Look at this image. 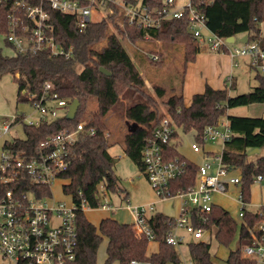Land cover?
I'll return each instance as SVG.
<instances>
[{"label":"trees","instance_id":"16d2710c","mask_svg":"<svg viewBox=\"0 0 264 264\" xmlns=\"http://www.w3.org/2000/svg\"><path fill=\"white\" fill-rule=\"evenodd\" d=\"M143 1L151 6L162 4V0ZM195 2L199 10L206 15L209 28L220 36L244 34L248 35L250 40H260L264 47V39L260 34V23L264 21V0ZM113 8V13L89 23L82 31L76 26L74 15L51 11L57 40L66 47L73 46V55L69 58L53 56L49 50L15 53L11 56L0 54V77L4 73L17 76L19 101H30L27 95L23 94L24 89L41 93L46 82H51L61 97L80 100L75 116L60 117L39 126H27V138L19 140L18 144L33 150L49 135L63 129H75L86 110L88 100L95 96L99 107L90 123L94 125L96 132L81 136L72 145L70 166L61 175L68 179V183L64 185L65 192L71 194L73 203L78 207L76 256L66 264H113L115 261L131 264L132 260L148 264H182L176 245L167 242L168 233L175 224L174 216L157 211L149 217L148 222L155 231V240L159 241V250L151 254L147 252L150 240L138 235L133 223L121 222L109 216L96 225L86 216L82 203L89 208L100 206V184H104L108 192L121 190L120 178L115 171L117 159L110 153L112 144L108 138L109 124L106 116L120 101L121 94L127 93L129 89L145 96L126 108L125 116L135 122V126L127 131L123 144L125 153L141 170H144L142 149L145 139L151 135L154 126L162 117L170 114L184 132L188 133L194 129L199 134L205 126L216 124L222 116H226L232 136L223 149V160L229 167L241 168L243 197L246 202H250L254 178L259 174L264 176V154L250 153L252 149L264 148V117L229 114L228 109L264 102V76L258 74L257 86L236 95L230 94L228 87L215 88L207 83L203 92L193 95L189 105L185 104L183 94L168 95L164 86L155 85L156 97L167 96L164 102L165 113L160 109L156 97L146 91L145 78L122 39L112 32L110 26L113 25L122 37L127 36L134 41L161 40L163 44L181 42L184 44L185 61L188 63L194 61L200 52L199 43L188 29V18L164 20L162 28L158 30L143 29L128 23L121 26L119 21L124 19V15L118 7ZM8 10V2L0 4V34L9 31ZM146 33L150 35L149 40L144 39ZM156 52L161 51L151 50L144 56L152 62H159L162 54H159L158 61H154L150 54ZM140 54L142 53H137V56ZM77 65L82 68L79 70ZM101 67L107 72H103ZM196 138L199 139L198 135ZM167 155L180 156L187 161L186 173L171 182L173 193L189 189L197 180L198 163L179 152L173 145L167 147ZM252 155L256 157L252 158ZM38 191L44 196L52 194L48 186L38 188ZM127 197L128 194H125L124 198ZM261 208L264 211V205ZM244 210L246 214L240 226V245L230 251L226 264L246 263V259L242 257L241 245L249 242L248 226L264 218V215L247 210L245 206ZM194 223L205 229L216 227V238L225 245L230 244L238 230V223L230 212L217 204L208 214L206 222L195 218ZM103 242L106 256L99 262L98 254ZM189 248L191 259L196 264H218L212 260L209 242H191Z\"/></svg>","mask_w":264,"mask_h":264},{"label":"built area","instance_id":"2783aa9c","mask_svg":"<svg viewBox=\"0 0 264 264\" xmlns=\"http://www.w3.org/2000/svg\"><path fill=\"white\" fill-rule=\"evenodd\" d=\"M3 2H8L9 6V31L3 35L14 54L49 50L53 56L69 58L73 55V46L66 47L57 40L51 11L74 15L76 26L82 31L89 23L113 13V6H116L124 15V19L119 21L121 26L128 23L143 29L158 30L162 28L164 20L187 17L188 29L199 44L211 50L226 51L234 60L240 56L248 57L252 66L264 69L261 41L248 39L247 42L241 41L242 46L233 47L234 41H228L229 37L220 36L209 28L207 17L199 10L195 0H188L183 5H179L178 0H162L161 6H151L143 0H0V4ZM101 13L102 18L98 19ZM144 39H150L149 33L144 35ZM151 57L154 61L160 60L157 53L151 54ZM234 66H239L238 61H234ZM228 80H232V76ZM23 93L30 99L38 115L24 124L25 137L16 136L4 140L0 145V256L9 259L12 264H66L76 256L78 207L63 200L51 201L52 194L41 195L38 188L48 186L52 191L54 180L70 166L72 145L81 136L95 134L96 129L90 122L81 120L75 129H63L49 135L33 150L21 147L18 142L27 138V126H39L67 116L73 102L61 97L51 82L44 84L41 93L27 89ZM21 121L20 116L4 119L3 132L6 133ZM187 134L192 138L191 151L201 154L202 160L198 163L195 184L185 191L173 193L171 182L186 173L187 161L180 156L168 157L167 147L173 145L181 152L179 146ZM231 136L228 119L221 117L216 124L205 126L198 134L194 129L184 132L167 114L145 139L143 171L150 184L163 201L180 198V212L168 233V243L176 245L185 240L184 235L176 233L179 228L193 234L198 241L203 239L207 229L195 225L194 219L206 222L215 205L214 194L226 193L230 185L241 183V169L229 167L223 160V149ZM208 142L220 143L221 150L206 151ZM254 180L261 182L264 176L259 174ZM238 199L243 205L248 204L242 192ZM82 206L89 208L84 202ZM155 209L154 204L132 208L135 232L149 240H155V231L148 222ZM256 212L264 215L262 208ZM245 214L243 206L238 214L241 221ZM248 232L249 242L241 245L245 264H264V218L249 225ZM136 263L135 260L131 262Z\"/></svg>","mask_w":264,"mask_h":264},{"label":"rangeland","instance_id":"374dc122","mask_svg":"<svg viewBox=\"0 0 264 264\" xmlns=\"http://www.w3.org/2000/svg\"><path fill=\"white\" fill-rule=\"evenodd\" d=\"M187 2L188 0H178L179 5H183ZM102 15V13L99 14L98 19H101ZM110 28L112 32H115L122 39L126 49L135 60V64L140 70L142 76L145 78L146 91L155 97L154 86L161 85L168 90V95L172 93L183 94L185 104L189 105L194 92L203 90L206 82L211 80L213 85L220 84L219 80H221L220 76L223 72L221 69L225 66L224 59H222L221 56L230 59V55L226 51H215L200 48V52L197 54L196 59L186 63L185 47L181 42H164V44L156 41L139 42L134 41L127 36L122 37L113 25H111ZM260 28L261 37L264 39V21L260 23ZM243 35L244 34L235 35V40L232 44L233 47L242 46L239 39ZM160 42L162 41L160 40ZM158 47L161 48L164 54L159 62H152L149 60L150 58L147 59L144 56V54L147 56V53L151 50H157ZM136 50L142 54L137 56V53H135ZM0 54L6 56L14 54L11 46L6 44L3 34H0ZM237 60L240 64L239 67L235 68L232 74L228 72L223 79L226 82V79L230 75H233L234 78L237 79L236 84L232 88H228L230 94L232 95L250 91L253 87L259 84L258 74L264 76V69L250 65L251 60L248 57L240 56L237 57ZM162 61L163 63L161 64L160 62ZM77 68L80 70L82 66L77 65ZM135 92L136 91L134 89H129L127 93L121 94L120 101L106 116V120L109 124L108 138L112 144L110 151L117 159L115 171L120 178L121 190L118 192H108L104 187V184L99 185L100 206L97 208L86 209L88 219L96 224L106 216H111L124 222H132L134 220L132 208L135 206H146L149 204H154L156 208L154 211L179 215L180 198L175 197L163 201L150 184L145 172L141 170L124 151V137L127 131L135 126V122L126 118V108L133 102L145 98L144 95ZM18 97L19 83L17 76L12 73H4L0 77V145L4 140H11L16 136L25 137L24 124L27 123L28 119L38 115V112L32 106L30 101H19ZM156 99L160 109L166 113L164 102L167 99V96L165 98L156 97ZM98 107V99L95 96L91 97L88 100L86 110L83 112L80 119L90 122L94 114L97 112ZM60 112L63 113L62 110ZM228 113L234 115L264 117V102L236 106L228 109ZM17 115L22 117V121L4 133L3 120L6 118L13 119ZM222 118L227 119L226 116H222ZM191 139L190 134L185 135L181 141L179 149L186 155V157L196 163H200L202 155L191 151ZM205 146L206 149L209 150L214 149L215 147L211 142L206 143ZM256 154H264V148L260 149V152ZM235 173L236 172L233 174ZM67 183L68 179L65 177H58L54 180L52 184V195L50 197L51 201L58 199L68 203H73L71 194L66 193L64 190V185ZM251 185L250 202L246 205L240 203L238 199L239 194L242 192V183L239 185L232 184L229 186L226 193H215L213 196V202L229 211L231 216L238 223L236 235L229 245L222 244L217 240L216 227H213L211 236H205V239H208V242L211 244L210 251L212 254V260L218 264H226L230 251L237 249L240 245L239 234L241 218L238 217L239 210L245 206L247 210L257 211L261 208V205H264V180L261 182H256L254 180ZM125 194H128L127 198H124ZM151 212L152 211H150V213ZM176 233L185 236V240L183 242L176 244V249L180 259L182 260V264H193L190 256L189 242L198 240L194 238L193 234L188 233L182 228L177 229ZM207 234L210 233L208 232ZM105 242L102 243L99 249V262H102L105 256ZM150 244L156 247V242H150ZM0 264H12V262L9 259H3L0 256ZM113 264L120 263L115 261ZM139 264L148 263L140 262Z\"/></svg>","mask_w":264,"mask_h":264},{"label":"crops","instance_id":"0c3cea01","mask_svg":"<svg viewBox=\"0 0 264 264\" xmlns=\"http://www.w3.org/2000/svg\"><path fill=\"white\" fill-rule=\"evenodd\" d=\"M261 29V28H260ZM244 36V35H243ZM156 42H158V43H162V42H160V40H155ZM200 45V48L201 49H208L207 48V46L206 45H204V44H199ZM161 51L159 54H162L163 56H164V54H163V51L161 50V48L160 47H158V49H157V51ZM135 53H139L137 50H136V52ZM158 53V52H157ZM150 54H153V53H150ZM199 54V53H198ZM228 55V54H227ZM226 56V55H225ZM229 56V55H228ZM222 57V59H224V67L221 69V70H223V72L221 73V80H219V82H220V84L219 85H213V83H212V81L211 80H209V82H206L205 84H204V88H203V90H201V91H197V92H194V94L195 93H199V92H203L204 91V89H205V86H206V84L207 83H210V85L212 84V86L213 87H215V88H225V87H233L235 84H236V82H237V79H235L234 78V76L233 75H230V76H232V80H228V78L226 79V82H225V80H223L224 79V77L226 76V74L229 72V73H231L232 74V72H234V69L235 68H237V67H239V66H234V61H238L237 60V58L234 60L233 58H231L230 56V59H227V57H224V56H221ZM227 59V60H226ZM250 61V60H249ZM239 63V62H238ZM250 63V62H249ZM240 65V64H239ZM251 65V64H250ZM227 81H228V83H227ZM230 92V91H229ZM193 94V95H194ZM193 95H192V97H193ZM184 96V95H183ZM191 101H192V98H191ZM188 105V104H187ZM215 147H214V149H206V146H205V150L206 151H211V152H217V151H219V150H221V144L220 143H212ZM217 148V149H216ZM110 153H111V155H113L112 154V152L110 151ZM254 154H256V153H254ZM185 155V154H184ZM114 156V155H113ZM186 156V155H185ZM252 158H255L254 156H252ZM239 170L241 169L240 167L238 168ZM249 204V203H248ZM262 206V205H261ZM88 209V208H87ZM260 209V208H259ZM258 209V210H259ZM179 210H180V206H179ZM257 210V211H258ZM155 212H157V211H154L152 214H154ZM180 212V211H179ZM85 213H87L86 212V209H85ZM163 213H165V214H167V215H170V216H177L176 214H172V213H167V212H163ZM151 214V215H152ZM86 216H87V214H86ZM88 217V216H87ZM106 217H109V216H106ZM239 217V216H238ZM117 220H119V219H117ZM119 221H121V220H119ZM134 221V220H133ZM133 221L131 222V223H133ZM121 222H124V221H121ZM100 223V222H99ZM99 223H94V224H96V225H98ZM212 229L213 228H211V229H207L206 231H205V234H204V238L203 239H201L200 241H206V242H208V239H205V236H211L212 235ZM210 233V234H207V233ZM150 242H156V247H154L153 245H151L150 244ZM150 242H149V244H148V254H151V253H154V252H157L158 250H159V241H157V240H150ZM191 242H197V241H191ZM191 242H189V244L191 243ZM152 246V247H151ZM190 249V248H189ZM105 256H106V254H105ZM105 256H104V258H105ZM104 260V259H103ZM191 261H193L192 259H191ZM140 262H137L136 264H139Z\"/></svg>","mask_w":264,"mask_h":264},{"label":"water","instance_id":"95a60500","mask_svg":"<svg viewBox=\"0 0 264 264\" xmlns=\"http://www.w3.org/2000/svg\"><path fill=\"white\" fill-rule=\"evenodd\" d=\"M249 39L248 35H244L242 36L239 40L242 41V42H247ZM235 40V37L234 36H230L228 38V41L230 42H233ZM101 70L103 72H107L103 67H101ZM80 106V100L79 99H74L73 102L71 103L70 105V110H69V113H68V117H73L76 115L77 111H78V108ZM260 152V148H255V149H252L250 151L251 154H254V153H259Z\"/></svg>","mask_w":264,"mask_h":264}]
</instances>
